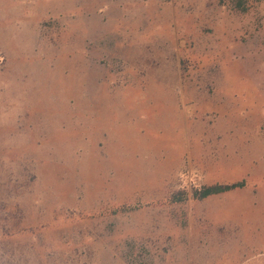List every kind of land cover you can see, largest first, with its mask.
Listing matches in <instances>:
<instances>
[{
  "label": "rangeland",
  "instance_id": "rangeland-1",
  "mask_svg": "<svg viewBox=\"0 0 264 264\" xmlns=\"http://www.w3.org/2000/svg\"><path fill=\"white\" fill-rule=\"evenodd\" d=\"M263 168L264 0H0V264H264Z\"/></svg>",
  "mask_w": 264,
  "mask_h": 264
},
{
  "label": "trees",
  "instance_id": "trees-1",
  "mask_svg": "<svg viewBox=\"0 0 264 264\" xmlns=\"http://www.w3.org/2000/svg\"><path fill=\"white\" fill-rule=\"evenodd\" d=\"M245 183L238 182L231 185H213V186H204L192 192V197L196 200H204L212 196H216L222 193L233 191L235 189L243 188ZM181 195V194H180ZM175 199V198H174ZM178 199V200H177ZM177 201H182V196L178 195Z\"/></svg>",
  "mask_w": 264,
  "mask_h": 264
},
{
  "label": "crops",
  "instance_id": "crops-1",
  "mask_svg": "<svg viewBox=\"0 0 264 264\" xmlns=\"http://www.w3.org/2000/svg\"><path fill=\"white\" fill-rule=\"evenodd\" d=\"M262 170H264V168ZM261 189L264 190V179L261 182ZM248 223H249V227H248L247 231L245 230L246 231L245 233H249V235L246 234L243 237H245V238L261 237L262 234L264 233V219H263V221H259V220L256 221L255 219H251L248 221ZM254 233H257V234H254Z\"/></svg>",
  "mask_w": 264,
  "mask_h": 264
}]
</instances>
